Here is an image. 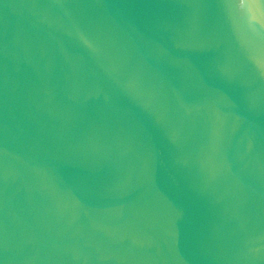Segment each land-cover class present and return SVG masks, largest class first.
<instances>
[{"label": "water", "instance_id": "95a60500", "mask_svg": "<svg viewBox=\"0 0 264 264\" xmlns=\"http://www.w3.org/2000/svg\"><path fill=\"white\" fill-rule=\"evenodd\" d=\"M0 264H264V0H0Z\"/></svg>", "mask_w": 264, "mask_h": 264}]
</instances>
